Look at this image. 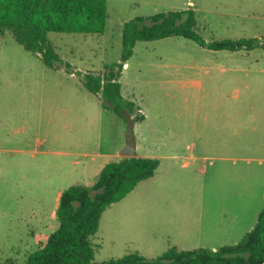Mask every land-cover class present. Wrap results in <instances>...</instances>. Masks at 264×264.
Masks as SVG:
<instances>
[{"label":"rangeland","instance_id":"rangeland-1","mask_svg":"<svg viewBox=\"0 0 264 264\" xmlns=\"http://www.w3.org/2000/svg\"><path fill=\"white\" fill-rule=\"evenodd\" d=\"M188 7L205 41L264 37V0H107L102 35H47L69 71L0 38V264H24L57 228L58 194L120 158L125 122L77 73L119 61L123 23ZM119 82L145 117L136 156L159 164L102 213L93 261L238 243L264 205V50L138 42Z\"/></svg>","mask_w":264,"mask_h":264},{"label":"trees","instance_id":"trees-1","mask_svg":"<svg viewBox=\"0 0 264 264\" xmlns=\"http://www.w3.org/2000/svg\"><path fill=\"white\" fill-rule=\"evenodd\" d=\"M106 4L107 0H0V38L9 33L16 44L37 57L44 67L55 69L63 62L47 35H102L107 19ZM167 38H182L210 52L264 50V37L205 41L190 7L139 16L122 25L119 61L104 65L101 73H77L81 86L121 120L124 110L134 117L136 124L142 123L145 117L138 105L121 95L119 81L123 66L131 58L136 43ZM63 65L65 70H71L67 63ZM158 164L156 158H119L105 164L91 186L73 185L64 189L55 210L57 228L44 244L26 256L24 264H264V205L252 229L236 244L216 250L171 247L154 259L129 253L94 262L91 238L97 233L102 213L124 199L140 182L152 178Z\"/></svg>","mask_w":264,"mask_h":264},{"label":"water","instance_id":"water-1","mask_svg":"<svg viewBox=\"0 0 264 264\" xmlns=\"http://www.w3.org/2000/svg\"><path fill=\"white\" fill-rule=\"evenodd\" d=\"M121 116L125 122L124 145L119 150L118 156L120 158H132L136 156V140H135V119L126 111H121Z\"/></svg>","mask_w":264,"mask_h":264},{"label":"crops","instance_id":"crops-1","mask_svg":"<svg viewBox=\"0 0 264 264\" xmlns=\"http://www.w3.org/2000/svg\"><path fill=\"white\" fill-rule=\"evenodd\" d=\"M137 148H138V146H136V151H137ZM136 155H137V153H136ZM116 156H118V154ZM118 158H119V156H118ZM144 158H148V157H144ZM59 195L60 194H58V198H59ZM263 196H264V194H263Z\"/></svg>","mask_w":264,"mask_h":264}]
</instances>
